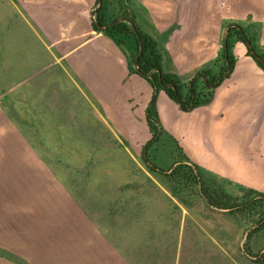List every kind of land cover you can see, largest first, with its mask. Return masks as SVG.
Segmentation results:
<instances>
[{
    "label": "crops",
    "instance_id": "crops-1",
    "mask_svg": "<svg viewBox=\"0 0 264 264\" xmlns=\"http://www.w3.org/2000/svg\"><path fill=\"white\" fill-rule=\"evenodd\" d=\"M97 2L0 0V264H259L264 223L248 237L253 223L177 196L143 160L152 88L95 25ZM219 2L135 0L164 71L189 80L220 54L231 22L264 49L255 10L219 15ZM232 44L233 68L209 104L183 112L159 90L156 109L228 193L264 194V70ZM170 151L151 157L167 168Z\"/></svg>",
    "mask_w": 264,
    "mask_h": 264
},
{
    "label": "trees",
    "instance_id": "trees-1",
    "mask_svg": "<svg viewBox=\"0 0 264 264\" xmlns=\"http://www.w3.org/2000/svg\"><path fill=\"white\" fill-rule=\"evenodd\" d=\"M102 2L104 4L105 0ZM121 27L124 28L125 25L121 24ZM106 32L118 44L125 45L121 36L109 31ZM232 40L243 41L242 39L229 36L226 45L225 41H223L221 52L216 59L202 66L186 81H182L176 74L162 69L163 52L160 44L155 39L148 36L147 44L142 43L143 49L138 59L141 73H148L151 68L156 70L147 78L154 89V93L146 107V119L151 137L143 145L142 158L151 171L165 176L171 191L177 196L180 197L185 193L199 195L209 205L228 209L247 222L253 223L254 225L248 233L249 237L250 232L251 234L256 233L262 228L264 223V194L251 188H242L239 195L228 193L215 178L206 175L198 165L188 160L182 153L178 141L163 129L156 109V97L159 90H163L184 110H190L198 105L209 104L213 98L214 89L233 68ZM127 49L129 50L127 55L129 67L132 71H135L133 62L135 61V54L138 52L137 41L132 42ZM247 52L258 66L264 70V66L257 60V55L253 54L249 48ZM262 52L264 59V51L262 50ZM158 70H160V73H158ZM163 134H166V140L171 143V164L167 168L155 163L151 157V150L158 147L163 148L166 144V140L162 138ZM256 257L259 264H264V252Z\"/></svg>",
    "mask_w": 264,
    "mask_h": 264
},
{
    "label": "flooded vegetation",
    "instance_id": "flooded-vegetation-1",
    "mask_svg": "<svg viewBox=\"0 0 264 264\" xmlns=\"http://www.w3.org/2000/svg\"><path fill=\"white\" fill-rule=\"evenodd\" d=\"M134 6L135 0H105L104 4L102 2V4L96 11L95 22L106 26V31L121 36L126 47H130L131 43L135 42L136 40L138 43L139 51V42H141V45L143 42L146 45L148 42L147 37L149 35H147L143 31V28L141 26L142 24L139 22L141 14H138ZM130 22L134 24V28L130 25ZM121 24H124L125 27L122 28ZM228 26L229 32L227 34V38L231 36L233 38L242 39L243 41L239 42H242L246 45L247 43H250L254 54L257 55V57L263 58V52L260 46L258 45V39L255 32H253L244 24L239 22H231L228 24ZM137 53L135 54V59ZM154 72H156L155 68H151L148 73L151 74Z\"/></svg>",
    "mask_w": 264,
    "mask_h": 264
},
{
    "label": "rangeland",
    "instance_id": "rangeland-1",
    "mask_svg": "<svg viewBox=\"0 0 264 264\" xmlns=\"http://www.w3.org/2000/svg\"><path fill=\"white\" fill-rule=\"evenodd\" d=\"M209 1V5H210V8H212V6H213V4H214V1L215 0H208ZM224 1V0H220V4L222 3V2ZM226 2H225V4L223 5V7L222 8H220L219 9V11H218V14L220 15V14H229V15H231V16H243V15H245V13L248 11V10H250V9H254L255 11H254V17L255 18H257V19H261V22H262V26H263V31H262V36H261V41H262V45L264 46V0H225ZM258 6V7H257ZM212 25V24H211ZM180 26V25H179ZM212 28V27H211ZM214 29V28H213ZM201 41V40H200ZM212 41V40H211ZM213 41H215V39H213ZM178 49L180 50V48L178 47ZM264 50V49H263ZM255 61V60H254ZM256 62V61H255ZM148 82V81H147ZM149 84H150V86H151V88H152V93H151V96H150V100H151V98H152V96H153V93H154V89H153V87H152V85H151V83L149 82ZM220 85V84H219ZM218 87V86H217ZM163 91V90H162ZM166 94V93H165ZM167 95V94H166ZM167 97H169L168 95H167ZM170 98V97H169ZM173 102H175V104H177V106L178 107H180L179 106V104L175 101V100H173L172 98H170ZM149 100V101H150ZM207 105V104H206ZM206 105H198V106H196V107H194V108H192V109H190V110H184V109H182L181 107H180V109L183 111V112H189V111H191V110H193V109H196V108H199V107H203V106H206ZM170 118V119H169ZM168 119L169 120H173V116H172V118H171V116L170 117H168ZM162 138L164 139V140H166L167 138H166V134H163L162 135ZM165 148L166 149H171V143L168 141V140H166L165 141ZM192 196H194V197H197V196H199V195H192ZM247 228H252V226H247ZM246 233V232H245ZM253 239L255 240V241H257L258 243H263L264 242V231L263 232H261V233H259L258 232V234H257V236L255 235L254 237H253Z\"/></svg>",
    "mask_w": 264,
    "mask_h": 264
},
{
    "label": "water",
    "instance_id": "water-1",
    "mask_svg": "<svg viewBox=\"0 0 264 264\" xmlns=\"http://www.w3.org/2000/svg\"><path fill=\"white\" fill-rule=\"evenodd\" d=\"M102 4V0H98V2H97V7H96V9H95V13H96V11H97V9L99 8V6ZM95 25L96 26H98V28H100V29H103V30H105L107 27L106 26H104V25H102V24H100V23H98V22H95ZM130 25L134 28V24L132 23V22H130ZM228 32H229V26L225 29V37H224V41H225V45H226V41H227V34H228ZM247 47L250 49V51L254 54V52H253V50H252V48H251V45H250V43H247ZM141 51H142V45H141V42H139V51H138V53H137V55H136V59H135V61H134V64H133V67H134V70L137 72V73H139V74H141V75H143L144 77H149L150 76V73H141V71H140V68H139V65H138V59H139V55H140V53H141ZM257 60L259 61V62H261V64L264 66V59L263 58H261V57H257ZM158 73H160V70H158ZM225 76V75H224ZM172 87H174V86H172Z\"/></svg>",
    "mask_w": 264,
    "mask_h": 264
}]
</instances>
